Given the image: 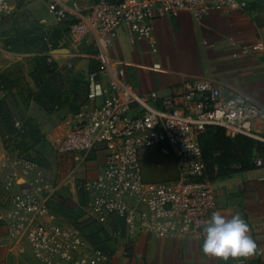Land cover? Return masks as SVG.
Segmentation results:
<instances>
[{
	"label": "built area",
	"instance_id": "obj_1",
	"mask_svg": "<svg viewBox=\"0 0 264 264\" xmlns=\"http://www.w3.org/2000/svg\"><path fill=\"white\" fill-rule=\"evenodd\" d=\"M48 4L57 20L68 24L73 41L82 45L91 40L92 59L102 67L88 76L91 97L102 98V104L75 116L57 152L78 166L94 156V174L81 182L78 191L86 219L104 231L101 242H94L81 228L64 223L51 209L55 190L41 166L20 158L3 179L0 221L7 236L25 242L38 264H110L114 258L107 248L110 241L127 252L139 236L203 240V227L219 211L224 187L220 179L208 176L201 138L211 129L222 130L229 139L247 137L264 148V109L245 95L224 99L213 81L203 79L186 80L165 97L140 92L128 82L126 71L114 65L113 48L124 31L133 42L146 41L157 52L153 40L158 20L188 13L201 24L216 14H246L251 2L91 0L68 6L50 0ZM13 15L12 0H0V20ZM261 48V44L245 47L244 53ZM108 72L113 79L107 85L96 81ZM146 150L174 159L178 177L148 181L142 161ZM254 162L264 168V155Z\"/></svg>",
	"mask_w": 264,
	"mask_h": 264
},
{
	"label": "crops",
	"instance_id": "obj_2",
	"mask_svg": "<svg viewBox=\"0 0 264 264\" xmlns=\"http://www.w3.org/2000/svg\"><path fill=\"white\" fill-rule=\"evenodd\" d=\"M49 1L12 0L14 15L11 18L15 17L14 21L26 19L22 25L27 26H31L30 23L35 20L51 19L52 15L59 22L48 7ZM61 1L70 6L73 2L91 0ZM249 1L251 9L246 14H216L201 24L196 23L188 13L177 18L158 20L155 23L153 40L157 52L152 50L148 42H133L127 32L122 31L113 48L114 65L126 71L128 82L140 92H157L165 97L173 94L186 80L203 79L213 81L220 88L224 99L245 95L264 109V0ZM45 5L49 12L43 8ZM11 18L8 19L12 23ZM33 34L32 28H27L21 35ZM15 35L12 33V36ZM259 44L262 45L261 50L244 53L245 47ZM1 45L4 46H0V56L2 52L12 59L29 56L4 49L12 45L11 36ZM92 50L91 40H86L81 45L70 39L68 48L50 49L47 55L57 63L59 69L63 66L70 67L67 73L73 86L77 80H88L89 67L93 60L90 52ZM9 66L8 61L0 62V77L8 72ZM34 71L35 67L32 73ZM83 75L84 78L81 77ZM112 79L113 74L110 72L101 77L104 85ZM26 82L30 91L34 92L36 82L33 76L28 77ZM72 86L68 103L64 105L70 125L74 120L73 107L83 111L102 104V98H93L91 94L87 100L75 101L71 95ZM143 153L148 154V157H163L155 150H146ZM163 162L169 168L158 167V179L145 177L148 181H165L178 177L176 161L164 157ZM93 174L91 171L90 175ZM173 176L175 177L168 178ZM220 183L224 187V196L220 201L219 212L226 216H231L236 211L242 214L257 243L255 254L247 257L230 256L225 260L216 256H205L201 250L203 240L175 241L139 236L129 244L127 252L121 244L110 241L116 251L110 264H264V168L249 169L221 178ZM2 246L0 264H17L18 261L30 259L29 251L38 263L31 248L25 242L10 239L0 221V247Z\"/></svg>",
	"mask_w": 264,
	"mask_h": 264
},
{
	"label": "rangeland",
	"instance_id": "obj_3",
	"mask_svg": "<svg viewBox=\"0 0 264 264\" xmlns=\"http://www.w3.org/2000/svg\"><path fill=\"white\" fill-rule=\"evenodd\" d=\"M48 7L45 5L43 8L49 12L50 8L48 9ZM14 20L15 17L11 18L12 23L9 19L0 21V46H4L1 44H5L7 38L11 36L12 45L7 46V48L4 47V49L14 51L18 55L27 54L29 56H18L12 59L3 52L0 56V62L8 61L10 64L8 72L0 77L6 86L0 92V102H5L14 123L20 130L13 139L7 137L5 139L0 133L1 205L3 206L5 203L3 200V179L6 171L18 159L28 158L41 166L55 190L51 202L53 213L60 217L64 223L81 228L84 233L97 240V235L92 231L93 226H85L83 223L86 216L80 212L83 210V199L82 193L78 191L81 182L90 176L91 168L95 165L94 161L96 160L92 155L89 162L78 166L72 158L57 152V147L70 126L66 110H64L72 86V79L67 73L70 67L63 66L61 69L52 71L49 76L42 78L41 85L36 84L34 92L30 91L26 82V79L34 74L32 70L35 67L34 58L37 54L47 49L50 51L54 47L57 50L68 48V42L71 39L69 26L66 22H56L53 15L48 20H35L30 23L31 26L22 25L26 19H24L25 21L22 19ZM27 28H32L34 34L22 36L21 34ZM12 33L16 35L12 36ZM84 76L81 77L84 78ZM79 109L77 107L72 108L73 119L81 112ZM231 152L235 160L239 159L233 166L240 169L244 165L241 164V154L237 152L233 154L232 150ZM147 155H143L144 162L148 164L144 163L143 166L145 177L158 179L156 177L158 167L169 168V165L163 162L164 157L159 155L148 157ZM225 155V150H222L221 153L214 155V159L216 157L223 158ZM262 155H264V149L255 146L250 150L249 156L244 159L245 165L249 169H256L254 160ZM98 241L101 242V238ZM107 248L113 256L116 255L115 246L111 242L108 243ZM28 254L31 260L18 261L17 264H38L30 251Z\"/></svg>",
	"mask_w": 264,
	"mask_h": 264
},
{
	"label": "trees",
	"instance_id": "obj_4",
	"mask_svg": "<svg viewBox=\"0 0 264 264\" xmlns=\"http://www.w3.org/2000/svg\"><path fill=\"white\" fill-rule=\"evenodd\" d=\"M52 49L56 48L54 47ZM48 51L49 50L47 49L44 52L37 54L34 58L35 72L33 74V79L37 85H41L42 78L49 76L52 71L58 69V65L54 60L49 61L50 57L47 55ZM90 52L91 54H94L93 50ZM101 70L102 67L100 66V64L95 60H91L89 74L99 73ZM96 81L100 82L101 77L98 76L96 78ZM5 87V84H3L2 80H0V92L3 91ZM90 94L91 83L89 80H77L73 83L71 95L75 101L87 100L89 99ZM19 132L20 130H18V127L14 123L12 115L8 110L5 102H0V133L5 139L6 137L9 139H13L17 134H19ZM201 143L203 145L204 159L207 164L208 176L210 178L221 179L226 176L249 170V167L245 165L244 159L249 156L250 150L255 148V142L253 140L243 136L232 140L227 138L222 130H218L215 132L211 129L202 136ZM260 148L263 147L260 146ZM222 150H225L226 155L223 156V158L216 157L214 159V155L221 153ZM231 150L233 151V154H235L236 152L241 154V164L244 165H242L240 169L233 166L234 163L238 162L237 160L239 159L236 158L237 160H235L233 158ZM80 212L84 213L83 210H80ZM83 223L85 226H93L92 231L97 235V240L93 239L90 236L89 237L94 242H99L98 239L101 238V233L104 231L103 228L97 223L88 219L84 220Z\"/></svg>",
	"mask_w": 264,
	"mask_h": 264
},
{
	"label": "clouds",
	"instance_id": "obj_5",
	"mask_svg": "<svg viewBox=\"0 0 264 264\" xmlns=\"http://www.w3.org/2000/svg\"><path fill=\"white\" fill-rule=\"evenodd\" d=\"M201 250L205 256L247 257L257 251L250 227L239 211L231 216L215 211L203 227Z\"/></svg>",
	"mask_w": 264,
	"mask_h": 264
}]
</instances>
